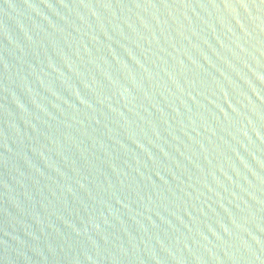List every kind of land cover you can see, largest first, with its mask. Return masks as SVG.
<instances>
[{"label":"water","instance_id":"95a60500","mask_svg":"<svg viewBox=\"0 0 264 264\" xmlns=\"http://www.w3.org/2000/svg\"><path fill=\"white\" fill-rule=\"evenodd\" d=\"M0 264H264V0H0Z\"/></svg>","mask_w":264,"mask_h":264}]
</instances>
